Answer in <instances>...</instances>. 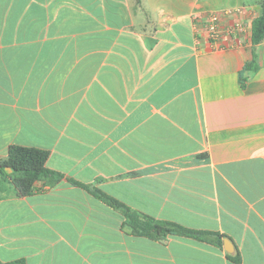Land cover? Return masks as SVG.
Masks as SVG:
<instances>
[{"label": "crops", "instance_id": "0c3cea01", "mask_svg": "<svg viewBox=\"0 0 264 264\" xmlns=\"http://www.w3.org/2000/svg\"><path fill=\"white\" fill-rule=\"evenodd\" d=\"M262 3L0 0V161L38 148L64 176L0 198V260L264 264V41L241 81ZM223 11L244 33L198 37L196 19ZM72 181L223 244L130 235Z\"/></svg>", "mask_w": 264, "mask_h": 264}, {"label": "trees", "instance_id": "16d2710c", "mask_svg": "<svg viewBox=\"0 0 264 264\" xmlns=\"http://www.w3.org/2000/svg\"><path fill=\"white\" fill-rule=\"evenodd\" d=\"M262 13L252 23V43L254 46L253 61L246 64L241 72V81L245 82V74L257 68V54L255 47L264 41V3L261 5ZM50 153L46 150L11 146L8 157L0 161V198L8 195L10 189L20 197H27L39 192L36 184L46 180L50 185L60 183L64 176L47 168L46 162ZM10 168L11 173L7 171ZM73 184L89 191L92 195L103 201L108 206L119 211L125 218L123 228L133 236L145 237L151 240H164L168 236H180L206 241L213 237L216 244L222 246V235L186 228L178 223L159 220L149 215L132 210L129 206L112 196L90 186L72 181ZM0 264H26L24 260L2 262Z\"/></svg>", "mask_w": 264, "mask_h": 264}, {"label": "built area", "instance_id": "2783aa9c", "mask_svg": "<svg viewBox=\"0 0 264 264\" xmlns=\"http://www.w3.org/2000/svg\"><path fill=\"white\" fill-rule=\"evenodd\" d=\"M234 11L211 12L205 17L196 19L195 32L200 36L205 32L212 44H220L225 36H231L236 32L244 33L245 25L241 21H236L230 27L225 28L223 19L233 16Z\"/></svg>", "mask_w": 264, "mask_h": 264}, {"label": "water", "instance_id": "95a60500", "mask_svg": "<svg viewBox=\"0 0 264 264\" xmlns=\"http://www.w3.org/2000/svg\"><path fill=\"white\" fill-rule=\"evenodd\" d=\"M7 171H8L9 173L12 172V170H11L10 168H8ZM225 243H226V249H227L228 251H233V249H232V243H230V241H228V240H226Z\"/></svg>", "mask_w": 264, "mask_h": 264}]
</instances>
